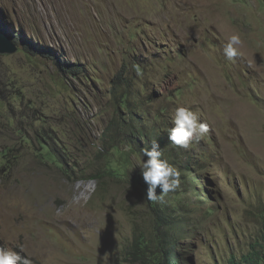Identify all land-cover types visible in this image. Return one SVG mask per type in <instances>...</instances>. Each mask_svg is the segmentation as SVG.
<instances>
[{
  "label": "rangeland",
  "instance_id": "1",
  "mask_svg": "<svg viewBox=\"0 0 264 264\" xmlns=\"http://www.w3.org/2000/svg\"><path fill=\"white\" fill-rule=\"evenodd\" d=\"M0 26L18 47L0 55V248L32 264H143L129 251L164 205L181 264L264 254V0H0ZM178 107L209 128L187 148L169 144ZM154 141L180 172L162 204L140 169ZM106 166L117 176L90 178Z\"/></svg>",
  "mask_w": 264,
  "mask_h": 264
},
{
  "label": "clouds",
  "instance_id": "2",
  "mask_svg": "<svg viewBox=\"0 0 264 264\" xmlns=\"http://www.w3.org/2000/svg\"><path fill=\"white\" fill-rule=\"evenodd\" d=\"M241 44L240 37L233 35L224 49L228 59L237 55L235 45ZM209 131L206 123L200 122L196 113L185 107H178L174 115V127L168 130L169 141L182 148H187L191 141L199 140ZM143 157L140 169L142 178L148 186L145 200L153 203H164L165 196L179 187L180 172L166 160L162 159V150L157 142H153L150 148L141 150ZM160 194H157V188ZM0 264H32L26 256H21L13 250L0 248Z\"/></svg>",
  "mask_w": 264,
  "mask_h": 264
},
{
  "label": "trees",
  "instance_id": "3",
  "mask_svg": "<svg viewBox=\"0 0 264 264\" xmlns=\"http://www.w3.org/2000/svg\"><path fill=\"white\" fill-rule=\"evenodd\" d=\"M15 38L13 42L16 44L15 40L17 39ZM23 51L32 56L41 55L43 58L52 60L50 54L44 55L43 50L34 49L31 46L23 47ZM61 69L66 75L81 74V69H78L74 66H70L67 68L66 66H61ZM135 69L138 70V67H135ZM121 105L127 106V101L123 99L121 101ZM108 127L111 128L112 131H117V129L119 128V123L114 121ZM137 130L139 131V133H141L140 137L142 139L148 138V135L144 130ZM161 143L164 145H168L166 142V138L162 139ZM169 144L173 145L172 143ZM43 150L44 151L41 155L45 160L60 164V162L56 160L55 155L53 154L49 146L43 147ZM6 159L7 158H4V160ZM105 169L106 171L96 172L95 176H90V178H92V180L100 179L101 182H104L107 177L112 178L117 176L111 166H106ZM151 210L153 228L152 235L147 239L135 236L132 247L129 251V255L134 257L136 260H141L143 264H181V259L176 252L177 242L174 238L170 237V230L172 231L173 227L175 226V222L172 220V216L168 213L169 209L164 205H154L151 207ZM243 259L247 264H260L262 260H264V254L254 251L243 257Z\"/></svg>",
  "mask_w": 264,
  "mask_h": 264
},
{
  "label": "water",
  "instance_id": "4",
  "mask_svg": "<svg viewBox=\"0 0 264 264\" xmlns=\"http://www.w3.org/2000/svg\"><path fill=\"white\" fill-rule=\"evenodd\" d=\"M14 36H10L0 26V55H13L17 53L18 47L13 42Z\"/></svg>",
  "mask_w": 264,
  "mask_h": 264
}]
</instances>
